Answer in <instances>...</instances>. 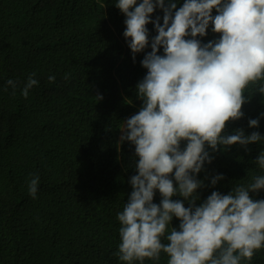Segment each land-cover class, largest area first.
I'll use <instances>...</instances> for the list:
<instances>
[{"label": "trees", "instance_id": "1", "mask_svg": "<svg viewBox=\"0 0 264 264\" xmlns=\"http://www.w3.org/2000/svg\"><path fill=\"white\" fill-rule=\"evenodd\" d=\"M114 3L0 0V264H125L114 255L121 242L117 213L132 191L136 157L134 145L119 142L120 128L142 105L136 85L151 49L133 61L125 16ZM152 15L162 23V10ZM147 27L151 38L155 29ZM218 36L210 27L202 40ZM32 73L38 84L24 97ZM258 87L246 90L244 116L227 121L226 133L264 135ZM258 117L259 125L250 127ZM208 150L213 159L197 174L203 181L197 204L212 191L226 194L264 174L255 162L264 141ZM219 173L224 178L211 185ZM37 175L33 198L29 182ZM250 195L264 199V190ZM160 199L157 192L154 202ZM172 224L178 228L179 220ZM159 264H167L165 254ZM242 264H264V248Z\"/></svg>", "mask_w": 264, "mask_h": 264}, {"label": "clouds", "instance_id": "2", "mask_svg": "<svg viewBox=\"0 0 264 264\" xmlns=\"http://www.w3.org/2000/svg\"><path fill=\"white\" fill-rule=\"evenodd\" d=\"M114 4L125 16L123 36L133 61L151 49L140 61L147 71L136 85L142 105L120 128L119 142L134 145L136 174L117 213L121 242L114 255L125 264H159L162 254L167 264L250 262L264 248V199L250 195L264 190V174L226 194L212 191L199 204L203 181L197 174L213 159L209 148L264 141L259 131H224L227 121L244 116L249 87L259 85L256 92L264 94V0H183L179 7L180 0ZM157 9L162 23L159 15L153 18ZM149 23L156 32L151 38ZM210 27L219 36L203 42ZM35 75L21 90L24 97L38 84ZM7 84L16 87L12 79ZM258 125L259 117L249 120L250 127ZM255 162L264 170V150ZM223 178L219 173L210 184ZM38 186L37 175L29 182L33 198ZM157 192L159 203L154 202Z\"/></svg>", "mask_w": 264, "mask_h": 264}]
</instances>
